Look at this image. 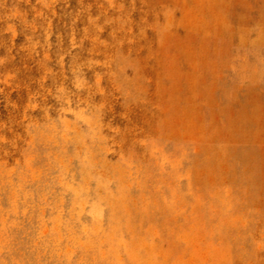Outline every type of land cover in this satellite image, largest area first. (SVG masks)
Wrapping results in <instances>:
<instances>
[{"label":"rangeland","instance_id":"374dc122","mask_svg":"<svg viewBox=\"0 0 264 264\" xmlns=\"http://www.w3.org/2000/svg\"><path fill=\"white\" fill-rule=\"evenodd\" d=\"M10 4L0 134L24 135L45 53L57 72L65 54V76L83 66L120 132L98 173L102 222L84 233L49 221L50 239L30 245L2 221L0 247L18 264H264V0H61L52 47L38 29L31 55L5 31L19 30Z\"/></svg>","mask_w":264,"mask_h":264},{"label":"clouds","instance_id":"9594fccd","mask_svg":"<svg viewBox=\"0 0 264 264\" xmlns=\"http://www.w3.org/2000/svg\"><path fill=\"white\" fill-rule=\"evenodd\" d=\"M60 2L11 0L6 18L18 21L19 30L11 23L5 31L11 32L13 41L24 36L22 52L37 53L38 29L46 47H52L47 44L53 35L49 13ZM63 3L67 5L68 0ZM4 4L0 0V8ZM20 5L26 7L22 10ZM43 59L39 90L29 95L21 121L24 135L8 138L0 134V222L7 221L30 245L50 239L43 231L49 221L69 232L87 233L105 219L102 202L107 185L101 183L98 173L109 155L117 154L114 145L120 132L111 120L105 122V104L95 99L102 96L99 84L89 83L82 65L73 61L70 75L65 76V54L58 53L55 59L61 72L49 66L47 53ZM4 62L0 57V64ZM95 63L90 61L89 66ZM49 78L52 87H45ZM4 127L0 124V130ZM42 248L47 250L46 243ZM0 264L18 262L0 247Z\"/></svg>","mask_w":264,"mask_h":264}]
</instances>
